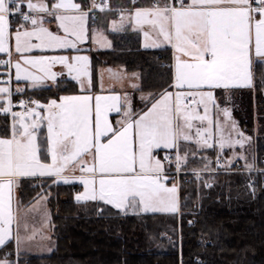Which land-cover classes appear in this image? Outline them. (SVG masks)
Returning <instances> with one entry per match:
<instances>
[{"label":"snow or ice","instance_id":"obj_1","mask_svg":"<svg viewBox=\"0 0 264 264\" xmlns=\"http://www.w3.org/2000/svg\"><path fill=\"white\" fill-rule=\"evenodd\" d=\"M97 9L106 11L107 0H0V54L7 57L0 59L7 69L0 79V117L6 118L0 128V249L14 241L18 255L38 234L29 232L21 208L49 219L48 193L24 205L15 195L22 181L79 184L77 203L102 202L124 215L176 214V176L190 157L201 156L209 170L203 153L217 150L220 167L230 149L229 169L237 160L254 168L235 151L251 138L228 103L236 90L264 91V0H151L135 7L128 23L143 32L144 46H169L174 61L168 88L142 95L139 112L126 93L92 91V65L81 46L90 39L88 20ZM123 21L121 13L120 28ZM53 22L55 31L46 26ZM61 77L75 81L79 93L60 94ZM44 91L57 94L37 98ZM0 264L13 262L4 257Z\"/></svg>","mask_w":264,"mask_h":264},{"label":"trees","instance_id":"obj_2","mask_svg":"<svg viewBox=\"0 0 264 264\" xmlns=\"http://www.w3.org/2000/svg\"><path fill=\"white\" fill-rule=\"evenodd\" d=\"M111 3L115 9H134L150 6L151 0ZM116 19V13H101L94 22L112 43V49L93 54L94 69L124 68L139 75L140 91L159 95L172 79L170 47L146 50L139 33L110 32L108 23ZM96 80L95 72L94 84ZM60 87V94L77 91L69 81ZM56 94L44 91L37 98ZM228 106L240 129L255 138L258 165L252 171L240 162L230 169L213 163L200 181L194 169L185 168L177 178L180 210L176 214L124 215L97 203L81 208L73 199L76 185H51L56 249L49 256L20 255L19 264H264V91L236 90ZM5 119L0 117V128ZM205 179H211L208 189ZM29 188V196L23 195L26 203L41 191L38 186ZM9 248L12 245L5 249Z\"/></svg>","mask_w":264,"mask_h":264},{"label":"crops","instance_id":"obj_3","mask_svg":"<svg viewBox=\"0 0 264 264\" xmlns=\"http://www.w3.org/2000/svg\"><path fill=\"white\" fill-rule=\"evenodd\" d=\"M132 11V10H131ZM131 11H125L124 13H130ZM95 22V21H94ZM94 22H92V20L89 18L88 20V28H89V37L90 39L88 40V42L84 45H82V53L81 54H86L89 56L90 61H91V65H92V82H93V88L92 91L94 93L100 94L103 91V94H110V93H116V94H120V95H124L125 93L128 94V96L131 99L132 102V106L134 108V110H136L137 112H139L140 110H142L144 108V103L141 101L140 97L143 96H148L151 93H145L140 91L141 88V81H140V77L138 74H130L127 73L124 68H114V67H108V66H99L96 70L93 67V63H92V57L93 54L98 53V52H103V51H107L112 49V43L110 41V39L107 37L106 33L104 32L103 28L98 26V24H95ZM113 22H116L117 28L119 30L117 31H113ZM120 23H121V16L116 19V20H112L111 22L108 23V30L110 32H121L124 29H130L132 31H134L132 29V26L128 23V19H124L123 21V28H120ZM47 27L51 28L53 31L56 30V23L53 22L51 24H47ZM99 33L100 35L98 37H94L93 33ZM134 32H137L140 34V41H141V47L143 49L146 50H156V49H164V48H168L169 46H161V47H155V46H150V47H145V37L142 31L139 30H135ZM97 40H99V42H96ZM106 41L109 42L107 48H102L103 44H106ZM149 44H151V41H147ZM171 49V55H172V64H173V49L170 47ZM7 57L4 56V54H0V59H6ZM13 59H15V54L13 56ZM59 70V69H56ZM111 70V71H109ZM14 71V70H13ZM7 72V69L4 67H0V77H5L6 75H4ZM96 72L97 74V80L96 83L94 84L93 81V75ZM62 80H66L69 81L73 84V86L76 87V92H71L70 94H78L79 93V88L76 85L75 81H71L70 79H66L65 77H61ZM132 84H136L138 85V88H133ZM170 91L172 89H169ZM43 131V130H42ZM2 134V133H0ZM193 147H195L193 145ZM239 149V148H237ZM208 150H212L214 151V149H208ZM225 150H230V149H225ZM173 173H175V171H173ZM179 175H177L176 177L178 178ZM36 188L37 186L41 189V191L35 195H42L43 193H48V199L46 201V209L49 213V219L48 220H44V218L40 215H37L40 217L41 222L42 223H46V228L47 229V233L45 235H43L42 233L36 235L35 239L32 241H25L19 250V254L16 255L18 257H20V255H33V256H49L52 255L56 249V241L54 239V235H53V231H52V226H51V209H50V204H49V199L51 197V191L49 189V187L51 185H56V184H43V186L41 187V182L40 181H36L35 183L32 181H22L21 183V187L17 188L15 190V195L17 198L22 199L23 204L27 205L30 202L26 203L24 202V200L26 201L24 195V192H26V194L28 193V189L29 188ZM59 185H64V184H59ZM77 186V190L74 194V202L76 205H78L79 207L83 208V206H87L88 204H92V203H97V204H102L104 205L102 202H93V201H89L86 203H77L75 201V195L78 192H82L83 191V186L79 185V184H74ZM24 186H26V188H24ZM29 188V189H30ZM30 193H28L27 195L29 196ZM63 199H66L65 197H63ZM104 207H110L112 208L110 205H104ZM116 210V209H114ZM31 213H27L25 214V210L23 208H21V218L22 220L26 219L28 225H29V230H32V228H35L36 230L38 229L36 227V225L34 224V222L32 221V219H30L29 215ZM32 218H34V216H32ZM28 219L30 222H28ZM47 237L46 239H42L41 237ZM12 248L9 249H5L8 246H11ZM3 249H0V251L5 249L6 251H11V252H15L17 254V249H16V245L15 242H9V244ZM41 251V252H38ZM44 251H48L46 253L48 254H42ZM0 258H4V254L2 256H0ZM8 259H10L13 264L15 262V258L14 256L12 257H7Z\"/></svg>","mask_w":264,"mask_h":264},{"label":"rangeland","instance_id":"obj_4","mask_svg":"<svg viewBox=\"0 0 264 264\" xmlns=\"http://www.w3.org/2000/svg\"><path fill=\"white\" fill-rule=\"evenodd\" d=\"M128 14L129 13H124V19H128ZM108 43L109 42H107L106 41V44H103L102 45V48H107V46H108ZM233 104H235V102H233ZM232 116H233V114H232ZM233 118H234V116H233ZM258 119V118H257ZM235 120V119H234ZM236 121V120H235ZM256 121H258V120H256ZM259 125V124H258ZM257 127V126H256ZM251 138V137H250ZM257 149V147H256V144H255V138H254V141H253V139L251 138L250 139V141L248 142V143H246L245 144V147L243 148V149H236L235 151L236 152H243V154L247 157V160H248V162H250V163H252V162H254V168L255 167H257V165H258V156H257V154H256V150ZM212 150H206L204 153H203V156H205V157H207V159L208 160H210L211 161V164L209 165V168H211L212 166H213V163H215V165H216V158H217V156H216V154L214 155V156H212V154L210 153ZM215 152H217V150H214ZM225 153H227V155L225 154ZM232 156V150H225V152H224V156L223 157H221V160L223 161V166H220V167H226V168H228V166H227V160L230 158ZM241 163V165L244 167V164H245V161L244 160H237V161H235L233 164H232V166L234 165V164H237V163ZM231 166V167H232ZM187 167H189V168H191V169H194L195 171H199V173H200V175H199V178H198V180H200L201 181V179L202 180H204L203 178H202V173H204V172H208V171H205V170H203L204 169V162L202 161V159H201V156H196L194 159L192 158V157H190L189 158V163H188V165L185 167V168H187ZM216 167H217V165H216ZM220 167H218V168H220ZM253 168V169H254ZM248 171V170H247ZM181 173H182V171L178 174V175H181ZM179 177V176H178ZM211 179H205V185H206V188L208 189L210 186H208V185H210V183H209V181H210ZM176 181H177V177H176ZM177 183L179 184V182L177 181ZM30 217V219H32V221L34 222V224L36 225V227L38 228L37 229V233L38 234H40V233H42L43 235H45L46 233H47V229H48V227L46 228V223H42L41 222V219H40V217L39 216H37L36 214H33V213H31L30 215H29ZM32 216H34V218H32ZM28 222H30L29 221V219H28ZM31 230H29V232H30ZM24 233H23V231H22V235H23ZM37 234V235H38ZM38 252H41V251H38ZM46 252H48V251H44L42 254H48V253H46Z\"/></svg>","mask_w":264,"mask_h":264},{"label":"built area","instance_id":"obj_5","mask_svg":"<svg viewBox=\"0 0 264 264\" xmlns=\"http://www.w3.org/2000/svg\"><path fill=\"white\" fill-rule=\"evenodd\" d=\"M107 4H108V9H106V11H104V12H100L98 9H97V10H94V18H93V14L90 13V17H91V20H92V21H95L101 13H109V12H113V13H116V17H117V18H119V17L121 16V13H122L124 10L113 8L112 3H111V0H107ZM0 79H6V77L0 78ZM14 110H19V109H14ZM11 255H12V253H11L10 251H6L4 257H10ZM16 264H18V259H17V257H16Z\"/></svg>","mask_w":264,"mask_h":264}]
</instances>
